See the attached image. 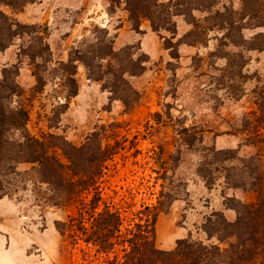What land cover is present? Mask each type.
<instances>
[{
	"label": "rangeland",
	"instance_id": "obj_1",
	"mask_svg": "<svg viewBox=\"0 0 264 264\" xmlns=\"http://www.w3.org/2000/svg\"><path fill=\"white\" fill-rule=\"evenodd\" d=\"M104 1L100 17L90 22L70 14L52 24H22L26 28L19 29L11 45L0 52V85L3 79L16 85L15 95L0 89V97H7L2 99L4 108H23L28 114L26 130L36 137L52 134L78 146L93 131H101L103 145L118 140L122 149L107 163L99 188L103 198L119 205L128 217L139 211L142 219L153 218L157 248L171 250L177 240L188 237L217 245V240H207L201 229L205 217L214 212L210 207L215 201L197 172L201 149L215 146V136L226 134L238 141V155L248 157L256 151L245 144L264 138V49L221 45L226 40L218 25L233 13V21L244 25L241 33L249 39L264 34V26H256L264 17L239 20L240 0H158L165 6L153 8L154 17L164 26L153 31L150 21L141 15L130 20L125 0H116L112 7L110 0ZM0 10L16 21L13 14L17 12L4 5ZM168 11L171 24H163L160 20ZM190 21L200 26L197 34L188 38L196 42L176 47L193 28ZM99 41L117 54L121 50L125 53L116 59L95 56L89 71L76 59L94 57L89 51L95 50ZM170 46L173 48H167ZM180 46L187 49L185 53L180 52ZM130 59L142 61L145 69L140 75H124L138 95V103L125 112L122 102L113 99L103 86L115 82L108 73V63L111 67L125 66ZM69 60L76 66L73 78L77 94L72 97L68 96L74 89L68 81L72 69L63 66ZM97 78L100 80L95 81ZM116 89V96L122 97L121 86ZM191 127L197 140L186 145L179 132ZM258 130L259 138H252L251 133ZM5 137L21 141L15 130ZM57 154L64 161L60 151ZM14 166L10 164L11 169ZM233 167L241 168L238 161L208 167L222 202L225 198L254 201L253 192L225 182L226 174L230 181H238ZM30 168L31 164L23 163L15 169L19 175L2 172L0 264H103L93 249L80 242L70 244L56 231L54 222L65 220L74 209L45 203L44 186H33L30 177L23 174ZM262 168L264 172V158ZM224 188L252 194L253 198L224 195L229 194Z\"/></svg>",
	"mask_w": 264,
	"mask_h": 264
},
{
	"label": "trees",
	"instance_id": "obj_2",
	"mask_svg": "<svg viewBox=\"0 0 264 264\" xmlns=\"http://www.w3.org/2000/svg\"><path fill=\"white\" fill-rule=\"evenodd\" d=\"M32 1L0 0V6H8L13 12H19ZM115 1L110 0L111 7ZM157 1L125 0L130 20H138L141 15L150 21L153 31L162 28L161 26L164 25L156 23L153 8L165 5L162 3L159 5ZM240 2V10L236 13L239 20L264 17L261 14L264 12V0H240ZM179 14L185 13L180 12ZM215 15L222 17L223 13L215 12ZM232 15L233 13H230V17L225 18L222 25H218L224 30L223 39L226 40V43L222 42L221 45H245L248 50H263L264 34L258 33L249 39L244 38L241 33L245 28L244 25L233 21ZM171 17L168 11L160 22L171 24ZM190 23L193 28L177 41L176 47L180 43L192 45L196 42L197 39L190 41L188 38L197 34L200 26L191 21ZM256 26H264V21ZM21 28H26V26L9 18L0 10V52L11 45L12 39L19 35L18 30ZM172 33L175 32L172 31ZM167 48H173V46ZM89 52L94 57L85 59L82 56L76 60L83 62L91 71L95 56L100 59H116L118 55L125 53V50L117 54L109 45L99 41L96 43L95 50ZM127 57L129 58V55ZM73 63L74 61L69 60L63 65L65 68L72 69L68 76L69 83L74 87L68 95L70 97L77 94V86L73 78L76 66ZM111 64L108 63V73L112 74L115 82L103 88L109 90L113 99L120 100L127 112L138 103V95L130 87L124 75H140L145 67L142 61L137 62L131 59L125 66L113 65L111 67ZM2 73L3 78H6L8 71L4 68ZM94 80L99 81L100 78ZM117 85L121 86L119 92H122V97L116 96ZM15 86L14 82L6 83L3 79L0 89H7L11 95H15ZM6 98L5 96L0 97V191L3 188V177L1 176L19 175L15 171L18 164H31V168L23 174L30 177L29 181L33 186L36 185L39 188L44 186L42 200L55 207L74 209V213L67 215L65 220L54 222L56 231L70 244L75 245L80 242L86 248L93 249L95 255L102 259L103 264H264L263 137L260 141L245 144L253 146L256 151L248 157L239 156L237 149L202 147V157L197 172L204 180L206 187L211 189L214 184L211 170L208 169L212 163L238 161L241 168L233 167V170L237 171L234 176L238 178V181H230L231 176L226 174L225 182L228 185L231 184L232 188L253 192L255 200L244 203L235 198H225L223 203L225 208L236 212L234 221H228L221 212L216 211L205 217L201 229L206 234L207 240L215 238L217 245L204 244L188 237L177 240L175 247L171 250H161L155 245L153 218L152 220H148V217L142 219L139 217V211L134 214L131 212L132 217H128L119 205L104 199L99 188L107 163L122 149L118 140L113 139L112 143L103 145L101 131H93L81 145L76 146L52 134H43L40 137L30 135L26 130L27 112L21 107L17 109L8 107L5 110L2 99ZM10 130L19 132L21 141H9L5 134ZM194 130V127L183 128L179 132L185 138L186 145H192V142L197 140ZM192 131H194L193 134ZM259 132L260 130L254 132V135L251 133L252 138H259ZM198 141L202 143V137H199ZM258 142L259 145H257ZM57 151H60L64 161L60 160ZM13 163L16 166L11 169L10 164ZM160 207L162 203L159 202Z\"/></svg>",
	"mask_w": 264,
	"mask_h": 264
},
{
	"label": "crops",
	"instance_id": "obj_3",
	"mask_svg": "<svg viewBox=\"0 0 264 264\" xmlns=\"http://www.w3.org/2000/svg\"><path fill=\"white\" fill-rule=\"evenodd\" d=\"M105 6L104 0H33L32 2L26 4L21 11L14 13L13 16L15 20L21 24H36L40 22L52 24L53 21L55 22L60 18H68L70 14L76 15L78 18H85L87 22H90L100 17L99 15H101V12L99 11V8L104 9ZM64 25H66V22H62V26ZM57 33L58 31H55V34ZM185 50L187 49H183L182 46H180V52L185 53ZM229 137L231 136H227L226 134H219L215 136V146L220 149L235 148L238 150V141H232L231 138L228 139ZM224 141L227 142L226 146H222V142ZM221 182L222 185H225L223 180H221ZM224 189L225 192H229V194H224L227 196L234 195L236 198H240L242 200H244V197H247V200H252L253 198L252 194L248 195V193H243L237 189ZM206 192L208 196L211 197V199L215 198V201L212 202L210 209H213L216 212H221L228 221H234L236 214L233 210L225 208L222 202V193L220 195V191H217L214 185L211 189H207ZM217 194L219 195L220 199L218 198Z\"/></svg>",
	"mask_w": 264,
	"mask_h": 264
}]
</instances>
